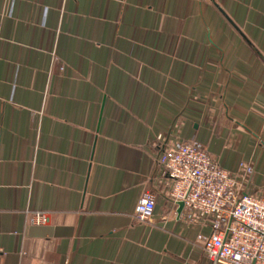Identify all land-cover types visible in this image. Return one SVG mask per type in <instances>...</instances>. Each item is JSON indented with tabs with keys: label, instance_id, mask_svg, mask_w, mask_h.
<instances>
[{
	"label": "crops",
	"instance_id": "obj_1",
	"mask_svg": "<svg viewBox=\"0 0 264 264\" xmlns=\"http://www.w3.org/2000/svg\"><path fill=\"white\" fill-rule=\"evenodd\" d=\"M184 141L264 199V0H0V264H211Z\"/></svg>",
	"mask_w": 264,
	"mask_h": 264
},
{
	"label": "built area",
	"instance_id": "obj_2",
	"mask_svg": "<svg viewBox=\"0 0 264 264\" xmlns=\"http://www.w3.org/2000/svg\"><path fill=\"white\" fill-rule=\"evenodd\" d=\"M155 161L173 181L169 197L182 201L187 221L209 228L197 239L211 264H264V199L245 192L242 180L197 143L163 144ZM240 169L244 179L252 172L249 166ZM154 204V194L145 191L135 207L137 220L147 221ZM30 221L44 223L46 215L35 211Z\"/></svg>",
	"mask_w": 264,
	"mask_h": 264
},
{
	"label": "water",
	"instance_id": "obj_3",
	"mask_svg": "<svg viewBox=\"0 0 264 264\" xmlns=\"http://www.w3.org/2000/svg\"><path fill=\"white\" fill-rule=\"evenodd\" d=\"M177 205H178L177 213H180L181 210L183 209V203H182V201H178L177 202Z\"/></svg>",
	"mask_w": 264,
	"mask_h": 264
}]
</instances>
